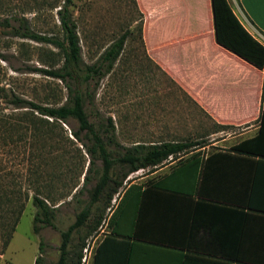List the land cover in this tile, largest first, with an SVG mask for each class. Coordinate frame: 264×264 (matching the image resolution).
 Masks as SVG:
<instances>
[{
    "label": "rangeland",
    "instance_id": "rangeland-1",
    "mask_svg": "<svg viewBox=\"0 0 264 264\" xmlns=\"http://www.w3.org/2000/svg\"><path fill=\"white\" fill-rule=\"evenodd\" d=\"M63 2L0 0V87L43 106H60L67 99V90L62 81L35 71V68H58L62 63L58 50L52 46L10 38L2 22L23 17L34 32L61 38L57 10ZM70 12L76 22L84 65L94 64L112 42L127 32L113 70L100 79L97 86L90 84L84 98L88 120L104 139L105 148L111 157L122 155L126 148L137 143L202 140L209 146L213 140L228 136V143H214L227 147L230 142L237 140L234 139L237 130H230L224 136L222 133L210 136L209 133L215 131L216 127L185 99L175 80L163 69L160 62L163 56L160 53L148 54L143 34L139 33L141 20L134 0H72ZM211 23L208 20L202 24L195 22L191 29L200 28L199 32L202 29L203 32H211ZM170 26L175 28L177 24ZM157 27L158 23L154 19L147 24L146 37L152 50L157 47L153 42ZM21 42L28 52L26 58L19 55ZM0 111V115H11L24 110L13 109L2 100ZM43 118L53 129L50 137L38 136L27 130L23 132L21 141L15 142L16 136L14 141H10L7 133L0 134V138H7L4 139L6 143L0 139V223L4 221L2 210L6 213L9 207L3 205V196L16 197L10 201L13 207L21 202L24 204L23 213L6 248L2 245L4 235L0 229V264H34L36 257L40 258L39 264H57L60 232L65 231L88 204L100 176L101 161L94 158L93 164H88L91 158L86 153V147L92 145L90 138L81 134L79 142L72 135L77 130L76 122L69 119L68 123H61ZM109 120L114 130L106 134V131L111 130ZM108 137L112 138L111 143H107ZM208 148L205 150H210ZM126 170V167L116 164L113 166V175L120 179ZM151 171L143 169L128 174L107 208H104L102 201L93 205L90 222L99 213H102V221L90 235H87L85 227L72 233L68 260L75 262L79 252L82 257L86 245H89L88 252L92 253L94 245L107 232L108 220L118 201L119 192L122 193L132 182L147 178ZM84 175L87 176L86 181ZM43 183L57 199L52 219L54 228L39 225V232L34 234L32 219L35 208L31 198ZM24 198L27 199L24 201ZM39 244L42 248L40 252Z\"/></svg>",
    "mask_w": 264,
    "mask_h": 264
},
{
    "label": "crops",
    "instance_id": "crops-1",
    "mask_svg": "<svg viewBox=\"0 0 264 264\" xmlns=\"http://www.w3.org/2000/svg\"><path fill=\"white\" fill-rule=\"evenodd\" d=\"M226 1L264 47V0ZM135 3L143 15L148 54L163 56V69L185 99L216 127L210 136L237 130V140L227 147L214 143H228V136L203 143L143 182H132L141 189L119 195L111 214L116 208L120 212L94 245L91 264L95 255L98 264H115L124 242L131 249L129 264H264V71L219 46L213 29H191L192 23L212 22L210 0ZM153 19L156 50L146 37ZM257 134L258 157L229 151Z\"/></svg>",
    "mask_w": 264,
    "mask_h": 264
},
{
    "label": "trees",
    "instance_id": "trees-1",
    "mask_svg": "<svg viewBox=\"0 0 264 264\" xmlns=\"http://www.w3.org/2000/svg\"><path fill=\"white\" fill-rule=\"evenodd\" d=\"M71 4L72 0H64L63 5L57 10L59 26L62 33L61 38L34 32L30 28L28 21L23 17L15 18L12 22L7 19L2 22L8 29V36L10 38L33 42L34 44L52 46L58 50V55L62 61L58 68H35V71L62 81L67 90V99L66 102L60 106H43L25 100L10 90L7 91L0 87V104L3 100L11 105L13 109L24 110L16 114L0 115V134L7 133L6 136L10 138V141H14L13 139L17 137L15 142L21 141L23 132L27 130L35 135L39 134L38 136L48 135L50 137L53 129L50 127L49 122L43 117H48L53 121H60L61 123H68L69 119H72L77 124V130L72 133L73 137L80 142V135L84 134L86 137H89L92 142L91 147H86L82 144L86 147V153L91 158L88 164L92 165L94 158L101 161L100 176L93 188L90 201L76 215L75 221L68 226L65 231L60 232V253L57 264H78L81 257L80 252L77 253L75 262H73V260H68V245L72 233L83 227L87 230V235L96 231L102 221V213H99L98 217L90 222L93 205L102 201L104 202V208H107L113 196L117 194L119 188L122 187V181L128 174L143 169L154 171L167 163L174 162V160L178 162L182 156L191 152L196 146L204 143L202 140L194 142L171 140L152 144L137 143L130 148H126L122 155L115 158L111 157L110 153L105 148L104 139L100 137L99 133L94 129L93 124L88 120L84 109V98L86 97V90L90 84H93L94 87L97 86L100 79L113 70V66L123 49L127 32L112 42L94 64L84 65L81 60L76 22L73 20L70 12ZM210 6L215 42L256 69L264 71V47L241 26L227 1L210 0ZM139 14L141 20L139 33L142 34L143 15L140 12ZM24 45L25 44L21 42L19 55L26 58L28 52L27 49L24 48ZM262 102L264 104V84ZM262 111L264 113V106ZM108 124L111 130L106 131V134L108 132L113 133L114 126L110 120ZM12 134H14V136H12ZM258 138L257 134L249 140L232 146L229 151L239 155L245 154L258 157L260 153L258 150ZM0 139L6 143L4 141V139H7L6 137ZM111 141L112 138L108 137L107 143H111ZM168 158H170L171 161H167ZM116 164L127 168L120 179L115 178V174L113 175V166ZM86 180L87 176L84 175V181ZM43 184L44 185H41L40 189H38L36 194L31 198V204L35 208L32 219V231L34 234L39 232V225L54 228L52 219L55 201L57 199L51 195V191L46 187L47 185L45 183ZM148 184L143 183L144 186ZM137 188L139 187L130 185L128 188H124L123 194L126 196L130 190H136ZM139 189H141V187ZM120 194L119 192V195ZM15 198L6 195L1 198L3 205L9 206L6 213L2 210L3 215L1 216H3L2 219H4V221L2 224L0 223V229H2V235H4L2 244L4 248L8 246L24 210L23 202L18 203L15 207L11 206L12 203L10 204V201ZM26 199L27 198H24V201ZM121 204L122 202L119 203V206ZM119 210V208H116L112 212L107 227L112 226V222L115 220L116 213ZM111 232L112 231H110L108 235H105L104 239L110 238L112 235ZM124 244V249H120L118 255L115 257V264H129L131 249L129 243L124 242ZM41 249V244H39L38 251L40 252ZM39 263L40 258L36 257L34 264ZM93 264H98L97 255L94 256Z\"/></svg>",
    "mask_w": 264,
    "mask_h": 264
},
{
    "label": "built area",
    "instance_id": "built-area-1",
    "mask_svg": "<svg viewBox=\"0 0 264 264\" xmlns=\"http://www.w3.org/2000/svg\"><path fill=\"white\" fill-rule=\"evenodd\" d=\"M89 245H86L84 248H83V254H82V257H81V262L80 264H89V259H90V264H91V252L89 251ZM87 261V263H86Z\"/></svg>",
    "mask_w": 264,
    "mask_h": 264
}]
</instances>
